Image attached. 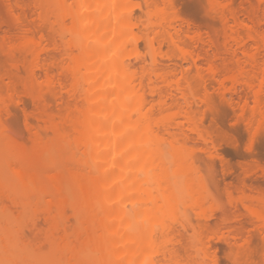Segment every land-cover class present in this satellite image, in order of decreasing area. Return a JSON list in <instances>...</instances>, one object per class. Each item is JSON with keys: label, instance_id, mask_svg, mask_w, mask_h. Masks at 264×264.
Here are the masks:
<instances>
[{"label": "bare ground", "instance_id": "obj_1", "mask_svg": "<svg viewBox=\"0 0 264 264\" xmlns=\"http://www.w3.org/2000/svg\"><path fill=\"white\" fill-rule=\"evenodd\" d=\"M141 1L31 0L1 35L0 264H218L198 153L210 168L223 155L205 126L217 98L264 162V0H205L215 40L175 0ZM16 105L29 146L6 119ZM248 182L226 189L223 219L243 210L264 264V187ZM248 234L227 236L231 264H253Z\"/></svg>", "mask_w": 264, "mask_h": 264}, {"label": "rangeland", "instance_id": "obj_2", "mask_svg": "<svg viewBox=\"0 0 264 264\" xmlns=\"http://www.w3.org/2000/svg\"><path fill=\"white\" fill-rule=\"evenodd\" d=\"M26 1L28 0H24V1L20 0V2H15V3L9 2L8 4L11 5L9 6L8 4H5L7 3L6 0H4V2L3 0H0V37H2L4 34H7V35L16 34L15 32H17L16 31L17 27L16 25H14L12 16H14L15 13L16 14L17 13L22 14L23 12L27 13L28 12L27 10H29L27 9L28 7H30L29 11H31L32 4L29 5V2L31 3V0L28 3ZM135 1L140 4L142 3L141 0H135ZM219 1L220 2L218 3V6L219 8H221L222 6H224L223 4L225 2H223L222 0H219ZM221 2H223L222 5H220ZM243 2H244L243 0H235V6L240 8L241 5L243 6V4L246 3V2L244 3ZM251 3L253 5L258 4V2H255L254 0H252ZM245 5L246 4H244L243 8L247 7ZM8 6L10 9H8ZM175 6H176V10L179 13V15L186 22H188L190 26H192V28L194 27V29L196 28L200 30V32L204 35V37L209 36L213 38L215 36L214 32H216L218 28V24L214 22V19L211 18L212 16L209 13V7L207 3L205 2V0H175ZM134 8H135V12L138 13L139 11L137 10L136 6ZM22 9H23V12H22ZM24 9H27V10L24 11ZM212 20L213 22H211ZM213 39L215 40L216 38L214 37ZM199 48H200L199 49L200 51L204 50V47L201 45L199 46ZM142 50H143V47L141 45L139 54L141 53L142 55L140 56H145L144 55L145 50H143L144 52ZM163 54L167 55L165 48L162 50V53L159 55L161 56ZM2 55L3 54L1 53L0 54V67L1 68H3V66L6 65L5 64L6 58L4 59V55L3 56ZM159 55H156V57ZM145 58L147 59L146 56ZM132 60L134 62L133 57L130 59V61L132 62ZM161 61L162 63H164V65H169V66L171 65V62H169V60L165 58L164 60H161ZM15 89H16V93H15L14 98H17V97L22 98L25 101L27 110L28 111L33 110L34 108L33 104L31 103L30 99L24 97L22 87L19 84H17ZM214 102L218 107L217 109L218 111L216 110V113L214 116L207 117L205 121V126L214 134L215 141L219 147L220 152L223 155H221V158H216L213 161V167L210 168L211 166L206 156L202 155L201 153H198L199 167L201 169L202 174L205 176L207 185L209 186V189L213 195V198L209 200L203 206L200 214L206 217H208L211 214L212 217L209 216V218L211 217L209 220V223L211 225L210 228L213 231L216 229V231L218 232L217 234H215L216 235L215 239L221 237L219 241L215 240V244H214L215 245L214 250L216 249V254L218 257V264H231L229 262L228 253H230L231 251L230 247H232V243L230 242H232V240L231 239L228 240L229 238L227 236H230V234L236 233V232L237 233L239 232L243 236L249 235L248 233L252 235L251 237L252 242L250 245V251L254 258L252 263L256 264V262H258L257 264H260L261 263L260 257H262L261 249H263V246H262L263 244H261L262 240H261L260 234H257V232L253 234L250 222L244 216L243 210L240 209V212H241V216L239 218L240 221H237V222L235 221V224H234V221H229V223L225 222L226 224H224L223 218L231 219L232 215H234L235 213L234 211L235 209L232 207V205H229L230 202L228 201V198L226 196L227 188L230 187L232 189H236L238 186H240L239 184L242 182V179L249 181L247 183L249 185L247 186H249L248 189L251 191L255 190L257 185L258 187H261V186L264 187V162H262V159L261 160L259 159L258 161V159L254 157V155H251V154L249 155L248 152H246L247 151L246 150L247 149L246 148L247 134H246L245 126L239 122L238 123L236 122L235 111H233L231 107H229L226 103L225 104L220 103V101L217 100V98H215ZM6 119H7V122L13 134L17 138V140H19L20 142H23L26 146H29L30 142L28 139V134L25 129V125H24V111H23L22 105H16L14 107L12 114L8 116ZM259 143L260 144L258 145V148L256 149L258 152L256 153L257 154L259 153V156L261 154V156H263L264 158V137L261 138ZM245 168L247 169L249 178L248 176L247 178L244 177L246 176L243 174L244 171L246 170ZM193 218H194V215H193ZM224 225H226V227ZM27 234L29 235L30 233L28 232ZM224 237L226 238L227 242ZM182 254L183 252L181 251L180 255L182 256Z\"/></svg>", "mask_w": 264, "mask_h": 264}]
</instances>
